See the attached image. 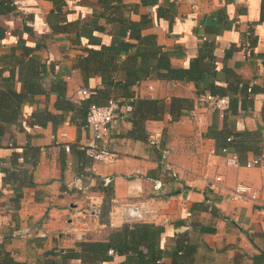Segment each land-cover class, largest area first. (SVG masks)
Segmentation results:
<instances>
[{"label":"crops","instance_id":"0c3cea01","mask_svg":"<svg viewBox=\"0 0 264 264\" xmlns=\"http://www.w3.org/2000/svg\"><path fill=\"white\" fill-rule=\"evenodd\" d=\"M111 98L132 110L92 159L86 112ZM135 223V249L84 257ZM0 236V264H264V0H0Z\"/></svg>","mask_w":264,"mask_h":264},{"label":"built area","instance_id":"2783aa9c","mask_svg":"<svg viewBox=\"0 0 264 264\" xmlns=\"http://www.w3.org/2000/svg\"><path fill=\"white\" fill-rule=\"evenodd\" d=\"M247 43L243 44L244 56L248 57L251 54L250 48H248ZM251 88H248L250 90ZM82 94H86L87 90L82 89ZM198 103H206L210 107H213L221 114H224L229 110L230 100L227 95H216L211 92L205 91L198 95L197 97ZM132 110V105L130 101L121 102L120 99L111 98L105 104L99 105L92 103L89 105L87 113H86V125L89 126L92 130V138L83 146V149L92 159H109L111 158V153L108 149L102 147L100 142L108 137L110 134V130L113 124V121L116 116L119 114H127ZM161 135V129L153 128L148 133L149 140H157ZM228 140H232V137H228ZM65 150H69V145H64ZM226 149H223L225 152ZM261 161V156L257 155L246 161V166H253L259 164ZM224 163L226 165H239L238 157L235 153L230 156L225 157ZM212 185L215 187V183L212 182ZM231 197L234 200H239L244 197L248 198H256V192L252 191L251 193H245L242 191L241 187L236 185L231 190ZM90 206L87 209H83V213L87 214L89 218L98 217L100 213V199H90ZM148 209V206L143 202H131L126 207V215L128 219L138 220L142 219L145 210ZM80 211V210H79ZM78 214V213H77ZM80 215L74 214V218L71 219V222H74L70 227L69 231L75 233L77 239L83 238V230L84 227L75 225ZM87 221V220H85ZM17 232L13 231L10 235L15 237ZM2 243V238L0 236V244ZM109 252H113L111 249Z\"/></svg>","mask_w":264,"mask_h":264},{"label":"trees","instance_id":"16d2710c","mask_svg":"<svg viewBox=\"0 0 264 264\" xmlns=\"http://www.w3.org/2000/svg\"><path fill=\"white\" fill-rule=\"evenodd\" d=\"M170 112L172 114V110ZM146 228L147 225L137 223L133 224L132 227H129L128 224H125L120 230H116L114 232V235H112L113 241L111 242H88L80 240L79 245L82 247L83 251L85 250V252H83L85 258L88 257L94 259L99 255L105 256L107 254V249L110 246L113 247L111 250L117 253H123L124 250L127 251L129 249H135V245L137 244L138 240L140 241V238L144 236L143 231ZM122 239L128 240V242L122 243ZM116 264L124 263L119 262Z\"/></svg>","mask_w":264,"mask_h":264}]
</instances>
